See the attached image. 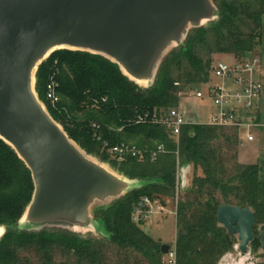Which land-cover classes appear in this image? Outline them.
<instances>
[{
	"label": "trees",
	"instance_id": "obj_1",
	"mask_svg": "<svg viewBox=\"0 0 264 264\" xmlns=\"http://www.w3.org/2000/svg\"><path fill=\"white\" fill-rule=\"evenodd\" d=\"M213 2L219 10L218 20L189 33L184 45L164 60L151 89L138 88L116 65L81 52L57 51L37 71V95L69 138L88 155L110 162L118 173L144 183L111 206L94 211L106 242L113 246L114 264H163L162 243L145 233L142 221H133V213L143 208L145 198L164 205L161 197L174 196L178 166L190 165L191 176L175 209L177 264H217L232 250L234 238L217 223L220 205L248 207L255 215L254 230L264 224L263 162L242 165L236 161V131L187 125L176 141L164 127L136 124L139 116L177 107L183 89L207 83L213 55L241 59L253 52L262 28L264 0ZM51 81L58 98L54 104L46 97ZM226 131L234 135H226ZM121 143L144 151L143 158L127 157L123 162L111 158L108 149ZM160 145L164 152L152 159L150 152ZM33 189L29 170L0 140V226L7 228L0 243V264H17L14 246L34 236L41 255L39 264H57L47 242L54 235L65 239L63 245L74 252L76 264L113 261L105 255L104 246H90L70 233L20 232L17 223ZM251 245L259 248V238Z\"/></svg>",
	"mask_w": 264,
	"mask_h": 264
},
{
	"label": "water",
	"instance_id": "obj_2",
	"mask_svg": "<svg viewBox=\"0 0 264 264\" xmlns=\"http://www.w3.org/2000/svg\"><path fill=\"white\" fill-rule=\"evenodd\" d=\"M218 18L213 0H0V140L29 170L34 188L17 223L20 232H94L96 209L144 186L88 155L51 117L36 92L42 63L60 50L98 56L148 90L189 33ZM190 174V165L179 166V193L186 192ZM216 219L246 255L254 213L220 205ZM259 230L264 252V224ZM6 233L0 226V243ZM169 248L162 244L161 254Z\"/></svg>",
	"mask_w": 264,
	"mask_h": 264
},
{
	"label": "built area",
	"instance_id": "obj_3",
	"mask_svg": "<svg viewBox=\"0 0 264 264\" xmlns=\"http://www.w3.org/2000/svg\"><path fill=\"white\" fill-rule=\"evenodd\" d=\"M262 69V61L259 57L251 56L237 59L229 55L224 59H217L211 64L208 82L203 84L207 87L205 95L201 90H194L190 87H187L186 91H180L178 94L180 99L181 96H184L185 98L202 101L206 97L212 101L216 109L211 114L207 124H200L195 121L193 116H187L181 110L180 101L175 108L154 112L151 115L139 116L136 124H153L164 127L168 130L170 137L176 141H178L185 126L202 125L234 130L241 138L245 135L246 143H253L256 137L255 131L264 127L259 112V100L264 88L261 81ZM210 76L220 80L219 83L210 84ZM175 86L179 85L175 84ZM46 97L52 104L58 100L53 81L47 85ZM163 152L164 146L160 145L151 151L150 155L154 159L157 154ZM108 154L116 161L123 162L127 157L142 159L144 151L137 149L135 146L121 143L110 147ZM142 204L143 208L134 210V222L142 221L146 215L153 214L154 209L157 213L165 211L163 205L159 204L158 201L145 198L142 200ZM234 250L237 252L238 246H235ZM163 256V264H177L175 247H170L168 253ZM230 260L232 262V253H227L220 258L218 264H230Z\"/></svg>",
	"mask_w": 264,
	"mask_h": 264
},
{
	"label": "rangeland",
	"instance_id": "obj_4",
	"mask_svg": "<svg viewBox=\"0 0 264 264\" xmlns=\"http://www.w3.org/2000/svg\"><path fill=\"white\" fill-rule=\"evenodd\" d=\"M210 24L211 23H206L203 28H208ZM255 42H256V46L254 47L253 52L249 54L247 57L252 56V57H259L261 59L262 68H263L262 75H261V81L264 87V16H263L262 28L258 32V39H256ZM226 56H229V55L228 54H215L211 58L212 63L217 59H224ZM172 69L170 68V71L168 72L169 75L171 74ZM219 81L220 80H216L215 78L210 76V84L219 83ZM190 88L194 90L195 89L201 90L204 95L207 92V87L205 85L203 86L198 85V86H193ZM185 89H183L182 91H186ZM179 101H180L179 105L181 107V110L185 112L187 116H190V115L193 116L195 121L200 124H207L211 114H213L216 109L212 101L206 97L204 100L199 101L193 98H185L184 96H181V99L179 98ZM259 110H260L259 112H260L261 123L264 124V90L261 94ZM255 133H256V137L253 143H246L245 135H243L241 138V136L237 133V141L239 144L237 145L236 151H235L236 161L242 165L257 164V163L263 162L262 177H264V127L256 130ZM225 134L229 136L234 135V133L229 132V131H226ZM223 144H224V151H226L225 143ZM104 163H106L109 167L114 169L111 166L110 162H104ZM114 170L117 171L116 169ZM190 176H189V180H190ZM177 186H178V180L176 176L174 196L173 197H161V199L164 202L163 207L165 208V211L157 213L156 210L154 209L153 214L146 215V217L142 220V229L145 231V233H147L155 241H159L160 243L166 244L169 247H174L176 231H177L176 230L175 209H176L178 202L183 197L182 194L178 192ZM99 217L100 215L99 216L97 215V218ZM98 224L99 225L96 231L78 233L75 236H77L80 241L81 240L87 241L90 246H94V245L104 246L105 255L107 256V258L109 260L111 258H114L113 261L110 260L108 264H114L115 263L114 262L115 252H112L111 251L112 249H110L113 246H111L109 243L106 242L105 238L107 236L101 229L100 223ZM259 227L260 226L256 227L254 230V233H255L254 238H259V234H260ZM40 232L69 233L67 231L58 230V229H49V228L43 231H39V232L34 231V232H28V233L31 235H35ZM232 237L234 238L235 243L233 244L232 250L226 252L225 254L232 253V262L231 260L229 262H231L230 264H235L238 262L239 256H244V255H239L238 251L235 252L234 247L238 246L239 242L237 240V236H232ZM36 238L37 237L34 236L31 241H25V242L19 241L20 243H18V245H15L16 247L13 245L17 264H23V263L39 264L40 263L39 261L41 260V255L37 249L38 243L36 241L37 240ZM48 238H49L47 239L48 248L51 250L52 257L54 258V261L57 264H76L74 252L68 251L67 249H65V246L63 245L64 244L63 241H65V239L57 235H54ZM251 244L248 247L247 254H246L248 257V260L244 264H264V252L261 251L260 247L257 248L255 246H252Z\"/></svg>",
	"mask_w": 264,
	"mask_h": 264
},
{
	"label": "bare ground",
	"instance_id": "obj_5",
	"mask_svg": "<svg viewBox=\"0 0 264 264\" xmlns=\"http://www.w3.org/2000/svg\"><path fill=\"white\" fill-rule=\"evenodd\" d=\"M248 260L247 255L239 256L238 262L235 264H244Z\"/></svg>",
	"mask_w": 264,
	"mask_h": 264
},
{
	"label": "crops",
	"instance_id": "obj_6",
	"mask_svg": "<svg viewBox=\"0 0 264 264\" xmlns=\"http://www.w3.org/2000/svg\"><path fill=\"white\" fill-rule=\"evenodd\" d=\"M263 90H264V88H263ZM261 98V97H260ZM259 103H260V100H259Z\"/></svg>",
	"mask_w": 264,
	"mask_h": 264
}]
</instances>
